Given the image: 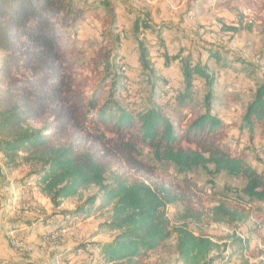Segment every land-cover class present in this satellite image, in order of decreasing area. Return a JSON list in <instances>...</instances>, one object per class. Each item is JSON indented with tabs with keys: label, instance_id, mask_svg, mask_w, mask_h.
<instances>
[{
	"label": "trees",
	"instance_id": "obj_1",
	"mask_svg": "<svg viewBox=\"0 0 264 264\" xmlns=\"http://www.w3.org/2000/svg\"><path fill=\"white\" fill-rule=\"evenodd\" d=\"M211 1L216 8L240 3ZM102 6L109 17L108 30L93 58L83 64L75 45L83 12L79 1L0 0V182L9 185L7 177L28 166V177L35 179L33 187L55 208L94 188L74 211L61 213L63 217L54 224L45 223L50 229L63 228L107 210L109 219L97 233L117 235L109 243L93 245L106 264H144L148 254L164 249L172 238L183 264H213L216 258L210 254L218 246L187 227L191 216L186 213L184 223L178 226L168 218L167 207L180 197L164 187L153 189L142 180L114 171L111 151L137 172L141 166L134 155L145 148L155 163L170 165L180 175L201 168L208 175L225 173L241 178L245 186L239 192L240 199L250 202L264 203V174L229 148L225 125L215 111L221 103L219 85L207 64L192 63L190 57L183 60L181 54L165 55L166 66L172 61L181 63L182 89L162 102L154 82L159 81L165 89L168 85L151 77L145 109L118 102L126 80L125 68L116 55L121 43L118 35L113 36L117 27L110 3L102 0ZM140 28L154 30L146 19L138 18L133 32ZM137 47L140 67L152 74L146 48L141 42ZM206 53L209 60L226 64V56L218 51ZM229 62L242 65L241 72L251 67L242 58ZM197 83L203 86L200 98ZM262 127L264 72L246 103L239 130L251 137ZM14 184L24 189L23 182ZM207 213L212 224L226 226L248 217L222 202ZM9 224L12 228L7 231L17 233L16 223ZM235 239L233 246L242 256L246 242Z\"/></svg>",
	"mask_w": 264,
	"mask_h": 264
},
{
	"label": "rangeland",
	"instance_id": "obj_2",
	"mask_svg": "<svg viewBox=\"0 0 264 264\" xmlns=\"http://www.w3.org/2000/svg\"><path fill=\"white\" fill-rule=\"evenodd\" d=\"M76 1L83 12L75 45L81 53V62L87 64L104 41L110 21L102 0ZM106 1L116 17L113 24L117 30L113 36L118 35L121 43L116 55L125 68L122 72L126 80L117 95L118 102L136 110L145 109L151 94V77L168 85L165 89L159 81L154 82L155 92L163 98L162 102L169 94L180 91L183 87L181 63L172 61L166 66L165 55L181 54L183 60L190 57L192 63L207 64L219 85L221 103L215 111L225 125L229 148L264 174V127L258 128L251 137L239 130L246 103L264 72V0H240L239 4L220 8L214 7L211 0ZM206 5L210 8H204ZM138 18L146 19L154 28L153 32L142 28L133 32ZM138 42L147 50L152 74L140 67ZM207 50L225 55L226 64L209 60ZM234 57L251 65L247 72H241L242 65L229 62ZM196 87L200 98L203 86L197 83ZM161 101L156 100V103L160 105ZM109 147L112 149L111 145ZM111 153L109 160L114 171L120 170L142 180L153 189L164 187L180 197L179 202L167 207L168 218L178 226L184 223L186 213L191 216L187 227L196 235H206L218 246L210 254L216 258L213 264H264V203L240 199L239 192L245 186L243 179L231 178L225 173L208 175L201 168L180 175L170 165L155 163L145 148L134 155L141 166L137 172L124 158ZM0 167L3 169L1 162ZM30 171L28 166H23L8 179L9 185L0 182V209L7 221L23 223L20 227L33 229L27 235H5L11 261L4 264H106L93 245L109 243L117 235L97 233L99 226L109 219L107 210L81 222L64 224L63 228L50 229L46 225L59 221L63 217L61 213L74 211L95 189L90 188L55 208L47 196L33 187L35 179L28 177ZM13 181L23 182L24 189H15ZM221 202L243 211L247 219L231 226L212 224L207 210ZM235 238L246 242L247 250L242 256L237 246H233ZM83 248L88 250L83 252ZM3 257L0 250V258ZM144 264H183L175 252V238L169 240L164 249L148 254Z\"/></svg>",
	"mask_w": 264,
	"mask_h": 264
},
{
	"label": "crops",
	"instance_id": "obj_3",
	"mask_svg": "<svg viewBox=\"0 0 264 264\" xmlns=\"http://www.w3.org/2000/svg\"><path fill=\"white\" fill-rule=\"evenodd\" d=\"M14 174V173H13ZM12 174V175H13ZM12 175L11 176H9L8 178H7V181H8V179L9 178H11L12 177ZM9 183V182H8ZM13 183H14V181H13ZM15 185V184H14ZM15 187V189H17V186H14ZM5 213L3 212V211H1V209H0V250L3 252V255H4V257L3 258H0V264H4V262L5 261H11V256H10V254H9V248H8V245H7V241H6V237H5V235L7 234V233H10V232H8L7 230L8 229H11L12 228V226H10V224L9 223H11L10 221L8 222L7 221V218H6V216L4 215ZM7 221V222H6ZM13 223H16V226L18 227L17 228V233H15V234H18V235H20V234H22V233H25L26 235H27V233H29V231H32L31 229L32 228H30V227H20V226H22V225H20V224H23V223H17V222H14L13 221ZM19 224V225H18ZM22 228H24V229H22ZM26 230H28V232H25ZM14 262V261H13ZM19 262V261H18Z\"/></svg>",
	"mask_w": 264,
	"mask_h": 264
}]
</instances>
